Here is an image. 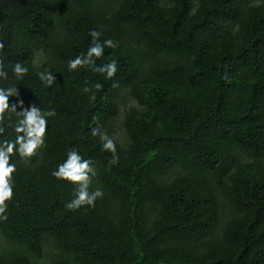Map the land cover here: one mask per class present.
<instances>
[{
  "label": "trees",
  "instance_id": "1",
  "mask_svg": "<svg viewBox=\"0 0 264 264\" xmlns=\"http://www.w3.org/2000/svg\"><path fill=\"white\" fill-rule=\"evenodd\" d=\"M91 29L117 44L95 61L115 60L112 78L68 69ZM0 42L9 104L56 111L46 147L15 157L0 264H264V0H0ZM120 98L136 103L122 139ZM73 146L97 170L95 208L66 209L75 188L52 175Z\"/></svg>",
  "mask_w": 264,
  "mask_h": 264
},
{
  "label": "clouds",
  "instance_id": "2",
  "mask_svg": "<svg viewBox=\"0 0 264 264\" xmlns=\"http://www.w3.org/2000/svg\"><path fill=\"white\" fill-rule=\"evenodd\" d=\"M91 42L85 53L78 54L67 61L69 70H76L83 66H91L93 71L106 74V78H112L117 72V62L111 60L106 64L96 65V59L104 55L105 47L115 48L117 44L112 39L100 40L101 32L91 29L89 32ZM17 79L29 72V68L20 62H16L11 69ZM41 82L48 86L56 81L51 70L45 68L37 73ZM8 78V71L4 63V44L0 42V80ZM100 88L99 83L95 84ZM84 91H89L85 87ZM18 96V88L15 86L0 87V134L5 132L6 122L15 116L12 130L14 139H0V221L8 219L9 204L14 200L15 177L17 164L15 157L28 159L33 157L38 150L46 147V136L49 132V118L56 116L55 109H43L38 105L24 107L23 101H19L21 111L17 105L9 104V98ZM92 136H99L103 150L112 154L110 163H116L119 159L115 141L107 134L100 132L98 128L91 129ZM52 175L59 180L69 181L73 184L75 192L73 198L65 204L68 210H85L95 208L98 198L103 197L100 188L90 191L93 178L97 170L91 159L82 157L80 151L73 146L66 153V159L59 163Z\"/></svg>",
  "mask_w": 264,
  "mask_h": 264
},
{
  "label": "rangeland",
  "instance_id": "3",
  "mask_svg": "<svg viewBox=\"0 0 264 264\" xmlns=\"http://www.w3.org/2000/svg\"><path fill=\"white\" fill-rule=\"evenodd\" d=\"M118 105H119L118 117L116 118L113 124V131H114V136L116 138L122 139L125 136L124 125H123L125 114L132 106H135L136 103L130 98L128 99L120 98L118 101Z\"/></svg>",
  "mask_w": 264,
  "mask_h": 264
}]
</instances>
